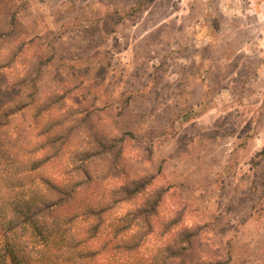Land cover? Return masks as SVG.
<instances>
[{
    "label": "rangeland",
    "instance_id": "obj_1",
    "mask_svg": "<svg viewBox=\"0 0 264 264\" xmlns=\"http://www.w3.org/2000/svg\"><path fill=\"white\" fill-rule=\"evenodd\" d=\"M12 15L0 105L11 106V85L37 54L51 56L37 83V102L52 108L42 124L68 126L80 110L92 118L66 157L86 150L88 134L121 137L127 176L167 190L143 256L161 257L177 230L200 228L171 264H264V0H0V23ZM32 112L18 120L27 138L39 131ZM78 160L114 185L102 160Z\"/></svg>",
    "mask_w": 264,
    "mask_h": 264
},
{
    "label": "trees",
    "instance_id": "obj_2",
    "mask_svg": "<svg viewBox=\"0 0 264 264\" xmlns=\"http://www.w3.org/2000/svg\"><path fill=\"white\" fill-rule=\"evenodd\" d=\"M142 3L137 2L131 13H138ZM14 19L12 15L2 20L0 40L12 38ZM17 54L14 50L9 60ZM52 61L51 56L37 54L25 75L11 85L15 89L11 106L0 105V264H171L182 260L200 228L177 230L161 257L142 255L167 190L154 189L149 176H127L123 138L88 134L86 150L69 158L66 150L74 131L91 130V114L87 111L83 117L81 110L76 112L68 126L67 118L42 124L52 108L37 102V83ZM31 111L39 131L27 138L18 120L24 121ZM127 136L129 141L135 139L131 132ZM79 158L102 160V175L114 185L102 187V180L87 171L86 161L77 166ZM77 175L81 182L75 181ZM123 204L133 208L115 214Z\"/></svg>",
    "mask_w": 264,
    "mask_h": 264
}]
</instances>
